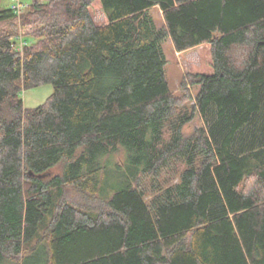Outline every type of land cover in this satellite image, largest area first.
Segmentation results:
<instances>
[{
	"label": "trees",
	"instance_id": "trees-1",
	"mask_svg": "<svg viewBox=\"0 0 264 264\" xmlns=\"http://www.w3.org/2000/svg\"><path fill=\"white\" fill-rule=\"evenodd\" d=\"M24 5L0 9V264H264V0Z\"/></svg>",
	"mask_w": 264,
	"mask_h": 264
},
{
	"label": "rangeland",
	"instance_id": "rangeland-1",
	"mask_svg": "<svg viewBox=\"0 0 264 264\" xmlns=\"http://www.w3.org/2000/svg\"><path fill=\"white\" fill-rule=\"evenodd\" d=\"M23 4H29L31 0H21ZM13 6V1L12 0H0V9H6V8H11ZM152 15L155 18L156 24L159 27L164 26V19L162 16L161 11L156 8L152 11ZM30 33L29 29L21 27L19 30V35L26 36ZM29 38V37H27ZM30 40V39H29ZM163 51L165 53L166 59H167V65L165 67L166 71V78L170 84V88L172 89V92L177 96L181 97L182 96V88H181V83L183 78L189 74L190 72V60L188 57L187 53H179L177 52L173 42L171 39H167L163 42ZM205 51H210L208 46L204 47ZM192 94H197L198 93V87H191L190 88ZM54 89L51 84H46L42 85L37 88L29 89L27 91H24L22 93V99L24 103L25 109H30V108H37L40 105H43L47 102L49 97L52 95ZM186 105H193V102H187V100L182 101ZM203 121L200 117V115H196L195 119L191 121L184 129V132L186 135H190L193 133L194 130L197 128H200L203 126ZM123 154L119 153L115 157H113L114 163L118 162L119 165L122 167L123 163ZM113 168V170H112ZM110 182L113 183V171H114V166L110 167ZM62 171V166L60 165L56 169H54L53 173L56 174V172L61 173ZM172 177H175V175L172 172H169V169H166L165 172L162 174V178L160 182H164L166 180H171ZM178 179H175L177 181ZM144 186L143 188H149L151 183L150 181H144ZM253 181L250 180L249 182L246 183V189H252L253 188ZM67 198L70 202L76 203L83 205V203H86L87 206H95L98 207L100 206V202L93 200V201H85L82 198H80L76 192L68 191Z\"/></svg>",
	"mask_w": 264,
	"mask_h": 264
},
{
	"label": "built area",
	"instance_id": "built-area-1",
	"mask_svg": "<svg viewBox=\"0 0 264 264\" xmlns=\"http://www.w3.org/2000/svg\"><path fill=\"white\" fill-rule=\"evenodd\" d=\"M13 6L12 9L15 10L16 13L21 14L23 12V9L25 5L21 2V0H12ZM26 43L24 40H21V45L24 46Z\"/></svg>",
	"mask_w": 264,
	"mask_h": 264
}]
</instances>
